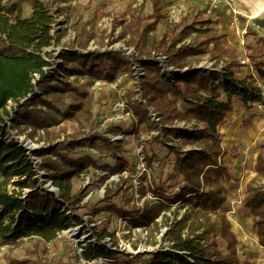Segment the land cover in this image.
Segmentation results:
<instances>
[{
  "label": "trees",
  "instance_id": "16d2710c",
  "mask_svg": "<svg viewBox=\"0 0 264 264\" xmlns=\"http://www.w3.org/2000/svg\"><path fill=\"white\" fill-rule=\"evenodd\" d=\"M3 1L0 0V77L8 84L5 74L9 69L4 61L26 62L34 73L39 74V79L34 83L36 89L30 95L33 96L36 90L41 94L26 98L33 86L31 84L27 91L26 88L22 90L23 94L0 96V110L10 119V124L20 131H28V137L35 136L38 131L48 136V128L59 125L64 119L79 121L81 116L85 120L90 118L91 96L77 92L67 80L58 78L55 72L53 75L49 71L44 72V68H51L56 63V58L62 61L57 64L61 72L59 75L66 79L87 76L112 83L118 76L129 74L137 81L140 97V101L135 99L130 102L129 108L139 124L145 123L157 135H163L167 142L172 143V139H175L181 143L180 147L173 144L168 149L175 159L173 175L180 176L183 185L176 193L161 195L159 200L145 201L141 206L128 207L129 200L120 206L112 203V197L119 192L111 187L106 188L105 196L100 201L109 203L108 209L112 214L126 218L131 229L167 228V246L147 254H136L134 259L139 264L145 257H148L146 264H240L238 240L222 207L227 194L223 184L232 177L224 161L227 152L221 145L218 127L232 112L234 102H239L246 112L251 111L255 104L264 103V94L258 84V80L264 82V38L259 41L256 55L248 54L251 71L240 77L234 72L240 67L233 59L237 51L232 47H223L219 42L221 36L207 33L196 43H184L191 32L199 31L195 27L199 22L185 26L177 34L164 33L159 39L150 35L159 15V3L150 0L153 13L142 16L141 11L148 1L144 0L117 38L119 41L128 37L125 45L134 50V56L128 57L111 50L88 53L83 49L82 52L68 49L60 51L54 58L43 51L54 40V16L50 10L41 1L33 0L30 15L22 17L19 6L12 4L5 7ZM152 20L153 23L142 28L144 21ZM204 23L207 21L200 24ZM206 54L212 63L209 68L189 65L190 57ZM156 56L165 57L167 64L177 70L174 78L161 74V67L154 59ZM132 57L135 58L133 64ZM46 58L55 60L49 62ZM104 61L110 62L108 68L101 65ZM136 63L141 75L136 74ZM221 64L226 66L218 70ZM66 94L72 104L65 112H60L57 107L63 104ZM18 95L24 99L21 104L14 103L15 115L12 116V112L6 110V105ZM223 97L225 100H221ZM175 99L184 102L187 109L179 110ZM149 108L155 113L157 121L150 119ZM177 123L191 124V127L182 129L176 126ZM158 138L151 136L150 141L155 142ZM98 140L103 141L116 157L118 142L102 135L70 138L30 152L18 141L12 138L7 141L0 137V244L32 237L51 242L72 224L83 223L76 213L81 208L82 191L72 194V181L96 164L89 155L71 158L62 151H73L85 144L93 147ZM30 156L39 159L37 164ZM119 159L121 161L113 168L103 166L101 169H108L111 175L120 173L126 167V162L121 157ZM255 171L258 176L264 177L262 153L256 157ZM39 172H43L48 182L57 189V195L40 184ZM107 179L108 176H104L103 183ZM10 181L13 189L7 191L3 187ZM148 189L140 186L137 192L143 196ZM151 189L158 194L157 190ZM176 204L184 209L179 217V209L172 210ZM241 204L251 214L258 244L264 250V186L253 187L251 182L248 183ZM158 219H161V223ZM92 233L98 243L105 237H111L107 231L97 233L93 229ZM111 241L115 245L113 238ZM220 242L224 244V252L219 249ZM107 250L106 246L94 250L89 248L84 257L87 259L94 253L106 259L116 257V252Z\"/></svg>",
  "mask_w": 264,
  "mask_h": 264
},
{
  "label": "rangeland",
  "instance_id": "374dc122",
  "mask_svg": "<svg viewBox=\"0 0 264 264\" xmlns=\"http://www.w3.org/2000/svg\"><path fill=\"white\" fill-rule=\"evenodd\" d=\"M32 1L4 0L2 4L5 7L16 4L22 10V17H28L32 11ZM39 1L54 16L52 31L54 40L50 47L43 50L54 58L60 51L68 49L80 50V52L84 50L88 53L109 50L124 53V48H129L125 45L128 37L119 41L117 38L131 15L135 14L144 2V0ZM157 2L159 15L150 35L159 39L164 33L177 34L185 26L199 22L195 25L199 31L191 32L184 43H196L201 36L214 33L221 36L219 42L223 47L236 49L237 53L233 59L240 64V67L234 69L236 75L243 77L251 71L248 54L255 56L260 46L259 41L264 38V0H157ZM152 13V5L148 0L141 14L151 16ZM206 21L207 23L200 24ZM151 23L153 20L144 21L142 28ZM127 55L134 56V51ZM54 58L46 59L53 62ZM55 61L49 71L50 75L55 72L58 78L67 80L77 92L91 96L90 118L85 120L81 116L79 121L73 118L64 119L59 125L48 128V136H45L43 131H38L35 136L28 137V131H20L16 126H12L10 119H7L5 113L0 110L1 139L9 141L12 138L21 145L29 143L33 146L30 147L33 151L43 145L55 144L70 138L102 135L117 141L119 150L115 157L108 146L98 140L93 147L85 144L73 151H62L71 158L89 155L96 164L72 181L71 193L82 191L81 208L76 213L83 223L72 224L51 242L32 237L11 244H0V264H139V261L134 259L136 254H147L167 246L168 243L165 242L167 228L131 229L126 218L112 214L108 209L109 203L100 200L104 198L106 188L110 187L119 192L117 196L112 197V203L120 206L121 203L129 200L128 207L141 206L145 201L159 200L161 195L176 193L183 183L180 176L173 175L175 159L168 148L173 144L180 147L181 143L175 139H172V143L167 142L163 135H157L158 133L150 130L145 123L139 124L129 108L130 102L135 99L140 101L137 81L129 74L118 76L112 83L87 76H72L66 79L60 77L63 75H59L61 72L57 67L62 61L58 58ZM188 61L191 67H206L212 64L207 54L196 58L190 57ZM134 62L135 58L132 57L131 64ZM4 63L8 64L9 69L5 74L8 84H5L0 77V96L21 94L25 88L27 91L28 86L33 84L34 72L31 66L19 60L4 61ZM109 64L110 62L105 63V61L101 63L104 68H108ZM221 65L218 66V70L226 66ZM134 68L136 74L140 73L137 63ZM176 73H172L171 77L174 78ZM258 84L264 94V82L258 80ZM34 86L31 85L27 94L26 91L24 92L26 98L31 99L41 95L37 90L33 96L30 95L36 89ZM20 96L12 97L11 101L7 102L6 110L12 112V116L15 115L14 103L23 102L24 98ZM221 100H225V97ZM175 102L179 110L187 109L184 102L178 99H175ZM70 104L72 100L66 97L63 104L57 108L60 112H65ZM148 115L153 122L157 121L151 108L148 110ZM111 117L116 122H106ZM120 119L122 121L118 122ZM176 126L190 129L191 124L177 123ZM218 130L221 135V145L227 152L224 161L232 177L228 183L223 184L227 194L222 207L238 240L239 263L264 264V250L258 244L252 226V216L241 204L246 196L248 183L251 182L253 187L264 186V177L258 176L255 171L257 155L262 153L264 157V103L255 104L251 111L246 112L239 102H234L232 112L226 115ZM151 136H159V138L154 142L150 141ZM120 157L126 162V167L120 173L111 175L108 169H101L103 166L113 168L121 161ZM104 176H108V179L103 183ZM12 181L3 188L11 191ZM39 181L49 190L50 183L43 172L39 173ZM140 186L149 188L143 196L137 192ZM151 188L157 190L158 194ZM176 208L179 209L177 210L179 217L184 209L176 204L172 210ZM158 222L161 223V219H158ZM93 229L97 233L107 231L111 237H105L101 243H98L97 237L92 233ZM71 230H75L76 234L70 236L68 232ZM112 238L115 245H112ZM104 246L108 248L107 251L116 252V257L106 259L98 253L92 254L87 259L84 257V254L89 252V248L94 250ZM219 249L225 251L221 242ZM147 258L145 257L141 264H146Z\"/></svg>",
  "mask_w": 264,
  "mask_h": 264
},
{
  "label": "built area",
  "instance_id": "2783aa9c",
  "mask_svg": "<svg viewBox=\"0 0 264 264\" xmlns=\"http://www.w3.org/2000/svg\"><path fill=\"white\" fill-rule=\"evenodd\" d=\"M132 51H134L133 49H130V48H124V53H123V55H126V56H129V55H127V54H130V53H132ZM154 59L155 60H157L158 61V63H159V65H160V67H161V74H163V75H166V76H171V74L173 73H175V72H177V70L176 69H174V68H172L171 66H169L168 64H167V62H166V58L165 57H159V56H156V57H154ZM211 65H208V66H206L205 68H209ZM52 68H44L43 70H44V72H46L47 70L48 71H50ZM142 73L140 72V73H138V75H141ZM39 79V74H37V73H34V76H33V84L35 83V81L36 80H38ZM123 105V104H122ZM154 115H155V113H154ZM108 120V119H107ZM106 120V122H108V123H111V122H116V121H114V119L111 117V119L109 120V121H107ZM122 121V119H120V120H118V122H121ZM28 152H30V151H32V149L30 148V147H28L27 146V144L25 143V145H22ZM30 158H31V160L33 161V163L34 164H37V158H35V157H33V156H30ZM40 173V172H39ZM39 173H38V175H39ZM44 177H45V175H44ZM49 183V182H48Z\"/></svg>",
  "mask_w": 264,
  "mask_h": 264
},
{
  "label": "bare ground",
  "instance_id": "6f19581e",
  "mask_svg": "<svg viewBox=\"0 0 264 264\" xmlns=\"http://www.w3.org/2000/svg\"><path fill=\"white\" fill-rule=\"evenodd\" d=\"M28 144H29V143H27V146H28V147H31V146H32V145L30 146V144H29V145H28ZM32 147H33V146H32ZM68 234H69L70 236L75 235V234H76V231H75V230H71V231L68 232ZM259 248H260V247H259Z\"/></svg>",
  "mask_w": 264,
  "mask_h": 264
},
{
  "label": "water",
  "instance_id": "95a60500",
  "mask_svg": "<svg viewBox=\"0 0 264 264\" xmlns=\"http://www.w3.org/2000/svg\"><path fill=\"white\" fill-rule=\"evenodd\" d=\"M49 191L54 192L56 195L58 194L57 189H55L51 184H50V186H49Z\"/></svg>",
  "mask_w": 264,
  "mask_h": 264
}]
</instances>
